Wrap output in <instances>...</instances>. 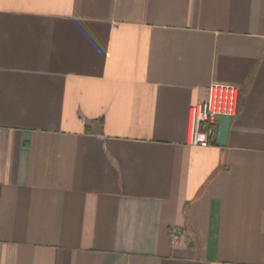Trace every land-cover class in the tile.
Returning a JSON list of instances; mask_svg holds the SVG:
<instances>
[{
    "label": "crops",
    "instance_id": "0c3cea01",
    "mask_svg": "<svg viewBox=\"0 0 264 264\" xmlns=\"http://www.w3.org/2000/svg\"><path fill=\"white\" fill-rule=\"evenodd\" d=\"M0 264H264V0H0Z\"/></svg>",
    "mask_w": 264,
    "mask_h": 264
},
{
    "label": "built area",
    "instance_id": "2783aa9c",
    "mask_svg": "<svg viewBox=\"0 0 264 264\" xmlns=\"http://www.w3.org/2000/svg\"><path fill=\"white\" fill-rule=\"evenodd\" d=\"M239 105V87L230 83L214 82L207 87L206 101L196 103L189 109L186 144L208 147L213 143L217 129V118L236 116ZM172 243L181 235L176 228L170 230Z\"/></svg>",
    "mask_w": 264,
    "mask_h": 264
},
{
    "label": "water",
    "instance_id": "95a60500",
    "mask_svg": "<svg viewBox=\"0 0 264 264\" xmlns=\"http://www.w3.org/2000/svg\"><path fill=\"white\" fill-rule=\"evenodd\" d=\"M231 118L225 116H219L217 118V134L215 143L219 147H223L226 144L227 136L229 133V127Z\"/></svg>",
    "mask_w": 264,
    "mask_h": 264
}]
</instances>
